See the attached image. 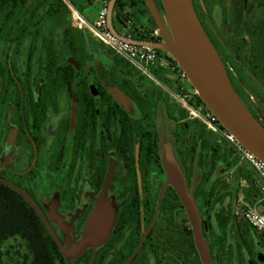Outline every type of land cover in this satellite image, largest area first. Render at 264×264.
Here are the masks:
<instances>
[{
    "label": "rangeland",
    "instance_id": "obj_1",
    "mask_svg": "<svg viewBox=\"0 0 264 264\" xmlns=\"http://www.w3.org/2000/svg\"><path fill=\"white\" fill-rule=\"evenodd\" d=\"M73 1L75 8L90 23L96 20L99 10L97 0H91L92 3L88 0ZM43 2V0H32L15 11L11 9V6L0 8V164L4 163L7 138L11 133H17L13 127L17 121V115L12 107L16 90L13 85L15 81L12 83L11 78H16L22 84L21 67L25 68L28 63V69H32L29 74V82L32 90L36 91L40 90L41 86L50 84L51 79L54 78L52 75L54 72L48 74L47 68L56 70L58 67H63L70 58L82 64L90 62L93 66H102L108 78L131 95L143 113L154 117L162 139L161 162L163 166H167V157L170 151L172 164L175 165V167H171V170L164 168L166 171L164 176L158 172L155 173L151 183L153 190L158 192L159 185L163 181L172 182L174 194L179 198L177 205L180 208L175 210L177 213L172 212L171 208V211L168 210L167 213L162 214L161 223L157 226V233H155L157 246L165 243L171 255L167 258L161 255L164 248L157 247L155 253L147 248L140 253V264H203L193 234L192 219L201 231L212 260L211 263L264 264V242L247 225L241 223L242 221L236 215L238 209L245 204H254L260 197L257 176L249 164L241 158V154L226 141L220 130H217L219 133L213 132L198 120H188V118L190 119L188 113L183 110L181 104L171 97V89L162 84L160 80L157 83L143 77L127 62L115 57L102 46L91 32L79 30L73 23L71 11L63 1L65 9L62 8V13L57 15L50 13V1L45 4ZM158 2L160 10H162L161 0ZM114 26L118 32L127 33L116 18ZM218 55L228 76L232 79L228 57L223 60L219 53ZM161 74L170 82H180L178 74H173L168 70L161 71ZM240 78L243 80V77ZM53 82L58 84L57 81ZM59 85L62 86L58 98L59 112L62 117L66 118L69 116L67 105L70 98L61 82ZM181 85L192 98L195 97V89L189 81ZM241 92L246 95L243 89ZM50 98L52 101L57 100L55 93ZM197 100L194 98L192 101L198 103ZM200 106L202 105L200 104ZM40 111L46 112V108L41 105L38 109V112ZM48 112L52 113L53 111L49 108ZM43 116L45 115L43 114ZM136 118V121H139L141 114L138 113ZM140 126V122L136 124L137 136L141 134ZM117 136V130H113V136L109 137L108 141L109 147L114 143L111 142V139L115 141ZM47 137L45 135L42 137L44 139L36 141L38 151L34 157L31 145L25 138H21V144L13 153L16 156L9 160V166L15 169L19 164V168L26 170L34 159L32 166L34 171L31 174L26 170L20 180L12 178L10 183L28 185L29 193L27 195L41 212L45 213L49 208L56 211L59 223L68 226L66 231L62 228L58 229L65 240L61 241L63 248L69 253L71 252L69 240L73 238V235H70L82 215L79 206L73 212L71 193L76 192L77 182H85L86 164H81L79 161L74 162L67 154L63 160L56 163L55 167L56 153L48 151L45 144ZM49 137L54 140L56 134L49 135ZM58 138L62 140L60 136ZM95 138L96 136H94V140L92 139L93 144H95ZM98 141L97 139L96 142ZM137 147L138 141L131 145L130 154L136 158L138 156V160L141 159V162H144L142 160L143 152L137 150ZM225 151L235 154L242 165L234 166L233 159L223 153ZM111 154L116 162L114 172L117 183L113 184L108 192L109 205L106 208V219L92 240H82L83 243L79 245L81 253L89 251L90 254L87 258L79 259L80 256L76 255L72 258L71 263L80 260L78 264H106L109 252L107 245L113 238L111 231L113 232L117 228L118 223V221L115 223L119 213L117 200L119 199L122 203L126 199V195L121 197L120 192L125 193L134 187V176L123 167L124 163L119 152L115 149ZM210 155L215 158L214 165L210 164L212 162ZM219 159L228 167H216ZM99 162L100 157H97L96 166L91 168L92 176L99 172L103 174L98 168ZM71 168L78 169L71 170ZM108 168H112L111 160ZM71 175L72 178H70ZM107 181L109 183V179ZM91 186L94 188L93 184ZM87 219L88 217L76 230L74 241L79 239ZM93 219L99 221L100 216L97 211L93 213ZM240 227L243 228L245 238L255 253L258 249L255 261L249 256L246 246L239 236ZM50 228L58 241V238L60 239L57 234L58 229L52 225ZM187 230L191 231L192 235L188 234ZM66 232L70 234L68 241ZM2 251L4 253L3 264H22L28 253L25 242L19 238H12L5 242ZM111 264L120 263L112 262Z\"/></svg>",
    "mask_w": 264,
    "mask_h": 264
},
{
    "label": "flooded vegetation",
    "instance_id": "obj_2",
    "mask_svg": "<svg viewBox=\"0 0 264 264\" xmlns=\"http://www.w3.org/2000/svg\"><path fill=\"white\" fill-rule=\"evenodd\" d=\"M154 1L160 9L158 0ZM193 4L202 27L221 58L226 60L225 57H228L231 82L234 89L254 117L264 126V0H193ZM71 59L63 67H58L56 70L47 68L48 74L54 72L52 74L54 78L51 79L50 84L41 86L40 90L33 91L31 88L29 74L32 69H28V63L25 68L21 67L22 84L16 78H11L12 83L15 81L13 85L16 90L12 107H14L13 110L17 115V121L15 120L16 122L13 125L17 133H11L6 140L4 163L0 164V182L10 186L21 195L22 193L25 195L29 193L28 185H13L10 183L12 178L20 180L25 175L24 171L27 170L26 172L31 174L34 171V168H32L34 159H32L29 168L26 170L19 168V164L18 168L15 169L9 166V160L16 156L13 153L21 144V138H25L27 143L31 145L32 156L34 157L36 151H38L36 141L44 139L42 137L47 135L46 147L49 152L56 153L55 167L56 163L63 160L67 154L71 156L74 162L79 161L81 164H86L85 182H77L76 194L71 193L73 212L79 206L82 213L72 234H68L69 231L66 232L67 241L68 236L73 235V238L69 240L71 242V252L67 253L64 250L62 242L65 240L58 229L62 228L66 231L68 226L59 223L58 215L52 208L46 210L45 213L40 211L49 226L52 225L58 229L57 234L60 239L58 238V242L57 239L54 240L59 248L61 245L64 250L62 252L60 248L65 262L67 264H78L80 260L71 263L74 256H80L79 259L83 258L85 260L90 254L89 251L81 253L79 250V245L83 243L82 240H85L84 233L87 227L92 221H95L94 230L87 239V241H90L97 235L106 219V208L109 205L107 201L108 192L111 186L117 183L114 172L116 162L111 154L116 149L124 163L123 167L134 176V187L128 189L125 193L120 192L121 197L126 195V199L122 203L119 199L117 200L119 204L116 206L119 213L115 223L117 221L118 223L117 228L113 232L111 231L113 238L107 245L109 252L106 264L112 262L140 264L141 251L149 248L152 253H155L157 247L164 248L161 255L167 258L171 255V252H169L165 243L157 246L156 229L161 223L162 214L167 213L168 210L171 211V208L172 212L175 213L176 208L180 207L177 205L179 198L174 194L172 182L163 181L159 185L158 192H155V189L153 190L151 186L152 177L155 173L158 172L161 176H164L166 174L164 168L171 170V167H175L172 164L169 150L167 166H163L161 162L162 139L156 122H154V117L143 113L137 107L135 99L126 93L121 86L108 78L102 66H93L90 62L82 64L72 59L76 62L77 65H75L70 63ZM67 65H71L74 71L65 69ZM70 74H73L72 79L69 78ZM240 77H243V80ZM70 79L75 85L69 86L67 81ZM53 81H57L58 84ZM60 82L70 98L67 105L69 116L66 118L62 117L59 112L60 102L58 98L62 88L59 85ZM113 88H116L128 99L129 106H124L116 99L112 93ZM242 89L246 95L242 94ZM54 93L57 100L52 101L50 96ZM175 93L171 90V97ZM41 105L46 108V112H38ZM49 108L52 109V113L48 112ZM53 109L57 111L55 112ZM183 110L185 111V109ZM138 113L141 114V118L136 121ZM51 114L53 115L50 116ZM188 120L193 121L189 118ZM139 122L141 134L137 136L136 124ZM113 130H117L118 136L115 141L111 139V142L114 143L109 147L108 144L110 143L108 141L109 137L113 136ZM52 134H56L54 140L49 137ZM58 136L62 140H59ZM94 136H96L95 144L92 142ZM49 139L52 141H48ZM97 139L98 142H96ZM136 141H138L137 150L143 152L142 160L144 162H141V159L138 160V156L136 158V156L130 154L131 145L135 144ZM223 153L231 156L234 166L242 165L235 154L227 151ZM210 156L212 158L210 164L214 165L215 158L213 155ZM97 157H100L98 168L103 174L99 172L97 175L92 176L91 168L96 166ZM110 160L112 168H108ZM216 167L224 168L228 165L223 164V161L219 159ZM73 169L78 168H71V170ZM109 172L111 173L109 174ZM70 178H72V175ZM107 179H109V183ZM92 184L94 188L91 186ZM123 206L125 207L121 211ZM96 211L100 216L99 221L93 219V213ZM86 217L88 219L85 222L83 231L79 239L74 241V234ZM69 218L71 219V217ZM171 220L172 218L170 222ZM239 220L244 221L240 218ZM187 233L189 234L188 230ZM262 241L264 242V240ZM245 246L249 256L255 261L258 249L255 253L249 243ZM83 262L85 263V261Z\"/></svg>",
    "mask_w": 264,
    "mask_h": 264
},
{
    "label": "water",
    "instance_id": "obj_3",
    "mask_svg": "<svg viewBox=\"0 0 264 264\" xmlns=\"http://www.w3.org/2000/svg\"><path fill=\"white\" fill-rule=\"evenodd\" d=\"M117 1L111 0L108 14L110 29L116 35L117 31L113 26L112 19ZM144 1L157 29L160 31L162 42L143 44L168 53L187 75L188 81L195 89L198 97L221 125L245 149L264 163V126L254 117L234 89L216 49L202 27L193 0H161L163 13L154 0ZM70 63L77 65L72 59ZM112 93L124 106H129L128 99L116 88L112 89ZM22 195L37 211L51 235L56 239L38 207L27 195L23 193ZM192 222L195 242L202 263L212 264L201 231L193 219ZM94 227L95 221H92L84 233L85 240L91 236ZM60 248L64 252L61 245Z\"/></svg>",
    "mask_w": 264,
    "mask_h": 264
},
{
    "label": "built area",
    "instance_id": "obj_4",
    "mask_svg": "<svg viewBox=\"0 0 264 264\" xmlns=\"http://www.w3.org/2000/svg\"><path fill=\"white\" fill-rule=\"evenodd\" d=\"M68 6L72 14L74 25L79 30H88L93 34L96 40L105 48H107L113 55L123 59L132 68L138 71L142 76L158 83L155 72L168 70L173 74H178L179 84L188 81L187 75L178 67L174 65L169 58H172L168 53L151 47L143 43L159 44L162 42L160 31L156 28L149 34H145V38L141 40L139 37L146 28L142 22L135 24L132 15L135 13V8L127 4L123 9L117 6L113 12V26L117 14H121L123 28L127 31L126 34L118 32L114 34L109 26L108 14L111 0H100V9L96 20L90 24L84 16L76 10L67 0H63ZM115 27V26H114ZM116 29V28H115ZM138 42V43H133ZM185 90L182 88V91ZM195 91V97L197 98ZM173 99L177 101L188 113L190 119L198 120L205 124L211 131L219 133L228 143L233 145L237 152L241 154V158L246 161L252 170L255 172L258 180L260 197L252 205L245 204L236 212L240 219L246 221L249 226L257 233V235L264 240V163L257 159L252 153L245 149L237 139L228 132L219 122V120L212 114V112L200 103H194L191 95L186 93L172 94ZM205 109V110H204Z\"/></svg>",
    "mask_w": 264,
    "mask_h": 264
},
{
    "label": "trees",
    "instance_id": "obj_5",
    "mask_svg": "<svg viewBox=\"0 0 264 264\" xmlns=\"http://www.w3.org/2000/svg\"><path fill=\"white\" fill-rule=\"evenodd\" d=\"M30 1L32 0H0V8L11 6V9L15 11L27 5ZM43 1V4L50 1V13L56 15L62 13V8H64L62 4L63 0ZM67 1L75 7L73 0ZM88 1L91 2V0ZM127 4H130L136 9L135 13L132 15L135 24H139L141 16L148 15L150 17L152 26L145 28L144 32L139 36L141 40H143L145 34H149L152 30L157 28L155 22L151 17L144 0L117 1V6L121 9ZM116 19L121 25L124 24L121 14H117ZM161 54L163 55L164 53L161 52ZM169 60L175 66L177 65L172 58H169ZM65 69L74 71V68L71 65H67ZM155 75L157 80H160L162 84L167 86L173 92L183 94L187 92L186 90L182 91L183 87L181 84L170 82L163 77L161 71H156ZM72 77L73 74H70L69 78L72 79ZM71 79L67 81L69 86L75 85ZM197 99L201 105H205L198 96ZM241 223H244L253 230L247 222L242 221ZM242 229V227L239 228V236L244 245H247L248 242L244 235L245 232H243ZM189 234L192 235V232L189 231ZM12 238H19L26 244L28 253L25 255L22 264H67L59 246L30 202L10 186L0 182V264H3L4 255L2 246Z\"/></svg>",
    "mask_w": 264,
    "mask_h": 264
},
{
    "label": "crops",
    "instance_id": "obj_6",
    "mask_svg": "<svg viewBox=\"0 0 264 264\" xmlns=\"http://www.w3.org/2000/svg\"><path fill=\"white\" fill-rule=\"evenodd\" d=\"M70 3V2H69ZM97 3L99 5V9H100V0H97ZM71 4V3H70ZM72 5V4H71ZM73 6V5H72ZM74 7V6H73ZM75 8V7H74ZM76 9V8H75ZM77 10V9H76ZM99 11V10H98ZM80 12V11H79ZM82 14V13H81ZM98 14V13H97ZM83 15V14H82ZM84 16V15H83ZM97 16V15H96ZM85 18V16H84ZM86 19V18H85ZM87 20V19H86ZM88 21V20H87ZM140 22L143 23V25L146 27V28H149L150 26H152V22L150 21V17L148 15H144V16H141L140 19H139ZM89 22V21H88ZM90 23V22H89ZM92 24V23H90Z\"/></svg>",
    "mask_w": 264,
    "mask_h": 264
}]
</instances>
